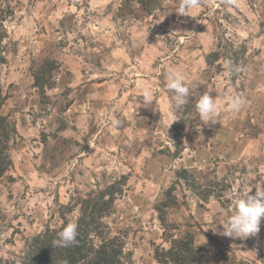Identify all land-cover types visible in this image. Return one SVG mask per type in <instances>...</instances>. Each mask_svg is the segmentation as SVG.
Masks as SVG:
<instances>
[{"label": "rangeland", "instance_id": "374dc122", "mask_svg": "<svg viewBox=\"0 0 264 264\" xmlns=\"http://www.w3.org/2000/svg\"><path fill=\"white\" fill-rule=\"evenodd\" d=\"M147 4L0 0L8 33L0 116L17 128L13 165L0 179V264H20L28 238L60 226L61 205L122 176L104 221L124 241V264H158L155 248L186 234L199 248L196 264H264V218L253 236L221 234L233 189L264 187V0H201L190 16L176 13L179 0ZM46 59L56 68L43 95L33 74ZM229 62L245 70L225 75ZM168 66L189 84L179 110L165 85ZM145 88L148 108L138 103ZM229 89L247 101L238 112L223 95ZM206 91L221 106L220 121L207 126L195 108ZM183 167L212 195L178 179ZM171 186L177 201L161 219L155 207ZM79 214L67 216L76 224Z\"/></svg>", "mask_w": 264, "mask_h": 264}, {"label": "trees", "instance_id": "16d2710c", "mask_svg": "<svg viewBox=\"0 0 264 264\" xmlns=\"http://www.w3.org/2000/svg\"><path fill=\"white\" fill-rule=\"evenodd\" d=\"M147 8V0H139ZM8 37L7 30L3 27V18L0 17V73L1 66L7 62L5 39ZM218 52L209 54V57L218 56ZM56 61L46 59L34 69V86L45 94V89L54 84L52 80ZM5 95L0 89V108L4 103ZM188 110V109H187ZM186 110V112H187ZM7 115L0 116V179L13 165L10 150V141L17 134L16 124L9 120ZM183 122L173 123V128L179 131ZM176 176L187 183L194 193L205 199L212 195L210 192L197 190L194 183V174L188 168L176 170ZM126 177L110 183L100 189H94L84 196H77L68 204L61 205L62 223L58 227H47L44 231L34 234L26 241L24 252L20 256V264H124L126 252L124 241L119 235H111L104 218L109 216L114 209L116 194L122 192V185ZM174 186L166 191L165 200L159 202L155 209L159 212L161 219L166 213V208L176 204L177 197L173 194ZM77 208L80 214L76 220L78 243L67 247H53L52 241L57 238V233L68 222H72L67 214L73 213ZM168 248L156 247L154 257L158 264H196L199 248L195 245L192 235L167 236Z\"/></svg>", "mask_w": 264, "mask_h": 264}, {"label": "clouds", "instance_id": "9594fccd", "mask_svg": "<svg viewBox=\"0 0 264 264\" xmlns=\"http://www.w3.org/2000/svg\"><path fill=\"white\" fill-rule=\"evenodd\" d=\"M200 2L201 0H179L176 13L181 16H190V12L196 9ZM222 2L225 6H236V0H222ZM226 68L225 75L228 73H241L245 70L242 66H233L230 62L226 65ZM164 79L166 89L173 93L172 100L174 107L179 110L188 103L189 84L184 74L179 69L171 66L166 67ZM210 92L206 91L200 95L195 104L200 121L206 126L220 121L221 113L220 104L210 95ZM223 95L227 99L228 107L234 112L240 111L247 103L243 96L233 95L230 89L223 93ZM138 97L142 98V101H138L137 99L140 107L142 105L148 108L154 101L152 92L147 88L142 89ZM109 119L111 124L116 128H120L124 123L119 115L115 113ZM252 187L245 184L238 189H233L229 197L231 200V215L228 216L225 222L221 223L223 227L222 235L247 238L259 232L261 220L264 218V187L255 186L256 191L254 195L250 194ZM77 243V225L70 221L57 233V238L52 241V246L67 248ZM63 264H68V261L65 260Z\"/></svg>", "mask_w": 264, "mask_h": 264}]
</instances>
